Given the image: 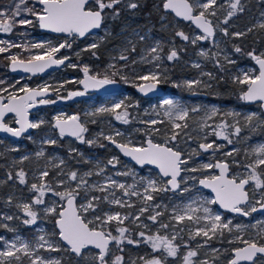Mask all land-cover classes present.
Segmentation results:
<instances>
[{
    "label": "rangeland",
    "instance_id": "1",
    "mask_svg": "<svg viewBox=\"0 0 264 264\" xmlns=\"http://www.w3.org/2000/svg\"><path fill=\"white\" fill-rule=\"evenodd\" d=\"M145 2L151 3L149 10L144 12L145 20L148 25H144L143 22L131 21L130 24L122 25L119 30L115 33L109 31V27H103L97 34L92 35L88 38L84 49H89V52L81 55L80 47L77 51H74L75 59H72L68 64V69H72V74L66 77V81L70 82L79 81L81 75H84L83 68L88 67L89 75L103 77L108 75L111 77V73L116 70H121V75L127 77V81L120 78V76L111 77L116 80V85L120 86V91L107 94L102 96H96L88 94L85 100L81 101V104H76L72 108L64 107L63 105L53 106L52 112L50 113L51 120H54L57 116H70L78 115L86 125L88 131L84 134L86 140H96L97 143L89 146L87 143H80L78 140L73 143L70 141H62L60 143L59 137L51 132V127L48 128L39 138L35 136V133L25 137L24 142H9L0 139V216L11 215L14 218L11 221L6 219L0 220V224H8L14 228L15 231H8L5 228L0 227V238L9 242L16 239L17 236L21 240L29 243L35 247L38 243V237L45 235L50 242H54L63 249L65 246L59 240L58 235L53 236L52 233L57 232L52 227L54 217L45 216L43 212L39 213L37 223L31 226H26L22 223L25 218L21 209L17 207L18 204L31 203L32 198L36 195L30 190L31 182L23 184V190L19 186V182L16 178V172L25 168L30 175L29 178L35 179L34 183H40L39 174L43 170L49 172L51 178L48 181L53 189L57 191L64 190L63 188L57 187V181H67V175L69 171H77L78 177L83 173L91 170L93 173L97 171L96 164L106 168V172L103 175L97 176L93 174L88 177L89 184L104 183L105 177L112 176L114 180H117L126 185H131L134 181L132 176H116L114 173L117 170L125 171L131 169L136 174V179L140 177L159 179L158 173L150 168H137L134 167L130 162L121 158L111 147L106 143L107 140L102 138L103 135H112L119 142H131L133 145H141L143 139L148 138L151 133V138L154 142L163 143L165 139V133L172 132V125L167 116H165L166 105L164 101L171 99L174 102H178L189 109V117L187 121H177L178 123H187V128L177 129L180 133L177 136L175 146L182 151L185 156L192 153V149H196V154L191 156L189 166L200 167L204 163H213L215 160L226 161L230 166V176H243L246 174V169L242 166L249 162L251 157V149L259 144L264 143V126L261 125L260 120H264V114L259 109L255 108H244L237 105H226L215 97L209 96L210 89L216 84V80L220 79L222 75H225L227 79L234 82V77L242 75L244 71H251L256 74V69L252 65V59L248 55L249 52L255 51L257 55L264 53V28H260L259 24L264 22V0H241L243 5L246 2H251L257 7V12L254 16L242 14L238 12L236 15L228 19L227 13L231 10L229 7L230 0H217L216 16H210L209 19L214 25V37L206 40H197L195 44L192 40L197 36H202L194 28H192L187 22L179 23L171 15L166 17V14L161 4L163 0H144ZM18 0H0V3L13 6ZM23 6V5H22ZM93 7L96 5L93 3ZM14 10V8H13ZM118 11V10H116ZM150 16L155 18L156 29L161 30L159 32H152L153 27ZM228 19V23L225 24L223 21ZM252 31H249V29ZM224 29L227 32H231V37H236V33L249 32L251 35H255L258 40V48L250 49L242 53L244 56L250 59V62L240 61L236 65L234 64L235 57L233 52L237 47L236 42L232 43L230 36L224 35ZM177 32H183L189 37L187 41L177 36ZM165 34V35H164ZM118 35V37H117ZM240 36V35H239ZM112 37L115 42L112 45H105L107 38ZM143 37V39H141ZM4 40V39H3ZM5 41V40H4ZM97 43L100 48V55H93L96 49H90L89 46L92 43ZM41 43L45 45V48H34L32 45ZM74 43V42H73ZM22 54L14 52V48H11L10 55H22L24 57L30 55H36L43 53L48 46H57L58 44L52 45L47 38H39L35 41L30 39H24L21 41ZM156 47L157 51L152 52L151 49ZM135 49L133 51L132 49ZM175 49L178 53V59L169 61L167 56L170 51ZM91 50V52H90ZM36 51V52H35ZM88 51V50H87ZM206 52L207 57L202 56L201 52ZM83 54V53H82ZM126 55L127 60H120V55ZM159 56V60H155L154 57ZM8 57V56H7ZM231 61V63L229 62ZM175 65L178 72V78H175L172 87V93L159 99L151 100H138L136 96L132 95L130 89L132 86L144 82L138 79L139 76L147 75L150 72H158L160 74V85L164 88L170 87L171 82L165 81L167 79L168 67L167 64ZM115 65V68H111L110 65ZM74 65V67L70 66ZM178 65V68H177ZM195 65H199L196 67ZM77 74H80L79 77ZM211 74V76L207 75ZM58 80V79H56ZM199 80L202 83L189 89L185 82ZM235 83V82H234ZM63 80H58V86H62ZM238 84V83H236ZM25 86V85H24ZM177 86V87H176ZM1 89V88H0ZM184 90L183 95L175 92V90ZM174 90V91H173ZM115 103H122L126 106L128 113L129 123L124 124L121 121L115 119L113 114H98L96 116L90 115L99 107H111ZM196 107L199 109L197 112H192L191 109ZM215 107L218 112L217 115L212 119H207V116L211 113V109ZM125 108L117 109V112L123 113ZM228 113H234L236 115H228ZM47 111L39 110L34 113L32 122L48 123L46 117ZM249 114H256L260 120H254L252 125H249L244 119ZM95 121L93 123L92 121ZM151 120H160L163 123H158L154 126L147 123ZM237 121L242 129L239 136L230 135L232 144H228L226 140L218 139L214 134L215 125L221 122L228 124H236ZM42 123V124H43ZM201 125H205L203 128ZM253 125L255 127H253ZM160 129L159 132H152V129ZM37 128L33 129L34 131ZM120 132V136H116V132ZM230 134L233 130L231 128L226 129ZM55 139L57 140L56 148H45V145L41 143L42 140ZM200 143H214V148L208 152L200 150L198 145ZM30 144V146H28ZM103 145V146H100ZM216 145H222L217 151ZM171 146V145H170ZM43 147L45 151L44 157H37L36 152ZM61 149H65L61 152ZM12 149H16L13 151ZM237 149L233 156H227L225 153ZM72 150H75L74 152ZM27 156V160H23V157ZM113 157L118 158L120 161L116 168H112L108 164V161ZM60 160L64 161L63 165L56 167ZM235 161H239L241 166H237ZM65 173V175H58V173ZM9 173L12 175V179H9ZM207 174H215L214 169L209 172H196V173H182L186 177H203ZM26 178V177H25ZM68 184H65V188ZM188 186L191 191L181 195L178 192H166L158 193L155 195V200L151 203L153 205L160 204V208H149V210L140 216V220H134V216L139 214V208L145 206L142 200L138 197H123L122 192L117 189H110L109 191L115 192V198H120L129 201L133 204V207H119L115 204L107 203L101 200L98 203L97 214L103 215L104 213H116L119 212L122 215H128L129 219L125 220L124 226L129 229L126 236L133 241L139 243L128 244L125 241L119 248L115 245H110V258L114 259L115 256H123V264H143L141 257L151 259L153 257H160L164 261V264H182V256L187 253L188 249L183 247L184 243L189 244L192 249L197 250L198 260H207L208 264L213 261L220 259L221 253L224 249L229 248L233 250L243 244L236 241L237 235L243 236L244 239H255L258 243L264 244V239L257 235L258 229L249 227L243 233L236 231L235 226L238 224H257L258 222H264V214H251L248 217H241L237 215H230L220 212L215 205H208L212 211L216 214L221 215L222 220L227 222L232 221V231H224L223 235H217L211 240H207L204 237H196L194 240L189 239V229L195 230L198 226H203L204 221L202 220L200 225L191 224L189 221H184L182 224L177 225L174 220L171 219L172 209L176 205L183 206L189 202V198L193 193L201 194L208 199L212 197L197 187V182L189 180ZM140 187V186H138ZM185 187L181 184V188ZM142 190V187L141 189ZM247 190L249 191L250 200L259 199L260 192L253 191L252 186L248 185ZM106 193H100L91 191L88 196H103ZM85 196V193L81 191L77 197V203L79 204ZM113 197H109L112 199ZM11 199V204L8 200ZM45 204L51 206L54 202L62 204L59 201V197L48 195L44 197ZM45 205L34 206L35 208L42 209ZM163 212V215L158 217V220L163 223H169L168 229H160L158 224L153 222L147 217L154 212ZM202 215V213H201ZM88 218L91 219L93 213L87 214ZM16 217H19L17 219ZM147 225V227H143ZM116 223L110 224L109 230L112 231L113 235H117L115 232ZM180 228H184L183 232H179ZM140 232H145L146 235H154L159 232L161 235H168L171 237L173 234H178L175 243L181 245L180 252L177 258L167 257L164 258V254L161 252H154L150 244L143 242L139 236ZM205 241H207L205 243ZM229 241H232L231 243ZM198 244L204 245L203 247H197ZM3 248V241L0 240V249ZM121 248L123 251H121ZM88 254L82 257H76L70 252L57 251L51 252L45 249H39L36 254L45 258H56L61 261V264H96L94 256L97 253L95 250H85ZM230 256L228 257L229 260ZM107 259V258H106ZM262 259L259 258L257 264H262ZM261 262V263H260ZM22 264H30L27 257L22 258Z\"/></svg>",
    "mask_w": 264,
    "mask_h": 264
},
{
    "label": "snow or ice",
    "instance_id": "2",
    "mask_svg": "<svg viewBox=\"0 0 264 264\" xmlns=\"http://www.w3.org/2000/svg\"><path fill=\"white\" fill-rule=\"evenodd\" d=\"M121 0H35V3L41 6L39 10L34 7H27V0H18L12 8L14 10L0 11V32L10 33L17 25L28 26L32 25L34 21L32 19H20L22 13L35 17V22L39 24L41 29L53 33L65 34L69 37H84L86 34L91 33L93 29H99L104 20V10L114 9L115 5L120 3ZM93 3L96 7H93ZM22 5L24 6L22 8ZM128 7L135 9L138 7L137 3H129ZM217 0H163V9L166 12H172L176 17H179L185 21H191L202 32V36H197L192 40L195 44L197 40H206L214 37V26L209 19L210 16H216ZM230 11L227 13L228 19L236 15L238 12H243L244 7L241 4V0H230ZM115 12L114 15H118ZM228 19H225L223 23L227 24ZM260 28H264V22L259 24ZM224 35H228L226 29L223 30ZM249 31H252L250 28ZM177 36L187 41L189 37L183 32H177ZM235 35H243L242 33H236ZM143 39V37H141ZM22 47L20 44L11 43L8 41L0 40V53L10 51L11 48ZM34 48H45L44 44L37 43L32 45ZM70 48L71 43L65 41L57 46H48L46 50L41 54L30 55L27 59H21L17 55H11L8 59L11 61V70H22L24 72L32 73L35 75L38 72H43L46 68L52 65H61L65 63L67 57L57 58L58 53L63 48ZM99 47L97 43H92L89 48L96 49ZM89 50V49H85ZM135 51V49H132ZM152 52H156L157 48L151 49ZM236 52H241L239 47L235 48ZM95 55V52H93ZM202 56L207 57L206 52H201ZM248 55L259 66L258 73L253 74L251 71H244L242 75L234 77V82L239 85L246 86L241 89L240 99L246 102L255 103L260 102V106L264 108V53L257 55L255 51L249 52ZM120 60H127L126 55L121 54ZM155 60H159L160 57H154ZM169 61L178 59V53L175 49L170 51L167 56ZM231 63V61H229ZM74 67V65H70ZM199 67V65H195ZM111 68H115V65H110ZM84 79L79 83L83 85L84 91H74L68 93V99L75 96H82L89 89H99L105 85H112L116 83V80L111 78L120 76L121 79L127 81V77L121 75V70H116L111 73V77L104 75L103 77H97L89 75L88 67L83 68ZM211 76V74H207ZM138 79L142 81H151V83L138 85V90L144 93L155 90L158 83H160V74L158 72H150L147 75L139 76ZM202 82L199 80L186 81L185 84L189 89H192L196 85H200ZM2 91H8L3 89ZM24 95L20 96L17 93H9L7 97L0 94V132L7 133L12 137H21L28 129L39 128L43 121L32 122L28 119L29 109L35 107L37 102L40 104L55 103L54 100L43 99L49 94L48 86H44L37 89H31L24 86L19 89ZM40 97L39 101L37 98ZM6 101V102H5ZM166 105L165 116L168 117L171 125L172 132L165 133V139L163 143L154 142L151 138V133L146 139L144 144L133 145L131 142H119L112 135H103L102 138L107 140L110 144L115 145L120 152L129 157L137 165L144 167L145 165H152L158 169L159 179L140 177L136 179V174L131 170L125 171L117 170L114 175L116 176H132L133 183L126 185L117 180H114L112 176L105 177L104 183L89 184L88 177L93 174L100 176L106 172V168L100 164H96L95 173L89 170L83 175L78 177L77 171H69L66 173L67 181H57V187L64 190L57 191L53 189L46 178L49 176L47 170H43L39 174L40 183H32L30 190L36 195L32 198L31 203L18 204L17 207L23 212L25 217L22 223L26 226H31L37 223L39 213L43 212L45 216L54 217L55 226L58 232L52 233L53 236L59 237V240L66 246L63 249L54 242H50L45 235L38 237V243L35 247L29 243L20 239L19 236L15 240L9 242L3 241V248L0 249V264H22V258L27 257L30 264H61V261L56 258H45L36 254L39 249H45L51 252L66 251L74 254L76 257L86 256L88 253L85 250L94 248L98 252L94 256L96 264H123V256H115L114 259L110 258V245L120 247L127 241L128 244L139 243L129 239L126 234L129 229L124 226L125 220L129 219L128 215H122L119 212L116 213H104L103 215L97 214L96 210L98 203L103 200L110 204L118 205L119 207H133L129 201L115 198V192L109 191L110 189H117L122 192L123 197H138L142 200L145 206L139 208V214L134 216V220H140V216L147 212L149 208H160V204L153 205L151 202L155 200V195L158 193L166 192H178L183 195L191 191L188 186L189 180L196 181L204 189H210L214 193V198L208 199L201 194L193 193L189 202L183 206L176 205L172 209L171 219L175 221L177 225L182 224L184 221H189L191 224L200 225L201 221H204L203 226H198L194 231L189 229V239L194 240L196 237H204L207 240L213 239L215 236H222L224 231H232V221L228 220L224 222L221 215L212 211L208 205H219L220 208L239 214L243 217H248L252 213L264 212V143L257 145L251 149V157L249 162L242 166L247 170L243 176L229 175L230 166L226 161H216L215 163H204L200 167L189 166L191 156L196 154L197 150L192 149V153L185 156L181 150L175 146L177 136L180 135L177 129L187 128L188 124L178 123L177 121H187L189 117V109L178 102H174L171 99L165 100ZM125 108L123 113L117 112V109ZM192 112L199 111L198 108L193 107ZM218 110L213 107L211 113L207 116V119H212L217 115ZM8 113L15 115V123L19 127H11L5 122V117ZM98 114H113L115 119L121 121L124 124L129 123L128 113L126 106L122 103H115L111 107H99L94 112L90 113L92 116ZM228 115H236L234 113H228ZM249 125L253 124L254 120H260L256 114H249L244 117ZM95 123V121H92ZM150 125L154 126L158 123H163L160 120L148 121ZM262 126H264V120H260ZM237 121L236 124H228L221 122L215 125L214 134L218 139H223L232 144L230 135L239 136L242 129ZM205 125H201L203 128ZM53 127L58 130L60 138L65 136L74 137L80 143H87L92 146L97 143L96 140H86L85 133L88 131L84 123L81 122L78 115L72 116H57L55 117V123ZM253 127H255L253 125ZM231 128L233 131L229 134L226 129ZM160 129L153 128L152 132H159ZM116 136H120V132L115 133ZM43 145L54 146L57 144L55 139L42 140ZM171 145V146H170ZM103 146V145H100ZM200 150L208 152L214 148V143H200L198 145ZM222 145H216L215 149L218 151ZM15 151L16 149H12ZM73 152L75 150H72ZM237 149L225 153L227 156H233ZM37 157H44L45 151L41 147L36 152ZM28 157L24 156L23 160H27ZM120 161L118 158L113 157L108 161V164L112 168H116ZM237 166H241L239 161H235ZM64 161L60 160L56 167L63 165ZM211 169L218 170V174H207L202 178L195 176L186 177L182 173H196V172H209ZM58 175H65L61 172ZM26 173L23 170L16 172V178L20 184L26 183ZM12 179L11 173L8 176ZM68 186L65 188V184ZM181 184L185 187L181 188ZM251 185L253 191L260 192L259 199L250 200L249 191L246 186ZM140 186V187H138ZM142 187V190H140ZM81 191L85 193L83 200L78 204L77 197ZM91 191L100 193H106L103 196H88ZM51 192L53 196L59 197V201L62 204L53 203L51 206L45 204V195ZM113 197L109 199V197ZM11 199L8 203L11 204ZM45 205L42 209L35 208L34 206ZM259 205V207H257ZM91 212L93 216L88 218L87 214ZM202 213V215H201ZM163 212L156 211L151 214L147 219L151 220L153 224H158L160 229H168L169 223H163L158 220V217L162 216ZM14 217L11 215L0 216V220L6 219L11 221ZM19 219V217H16ZM112 222L116 223L115 232L117 235H113L109 230V225ZM0 227L7 229L8 231H15L14 228L8 224H0ZM147 227V225H143ZM252 227L258 229L257 235L264 239V222H258L257 224H238L235 226L236 231L243 233L247 228ZM185 229L180 228L178 231L183 232ZM139 236L143 242L150 244L154 252H161L164 254V258L172 257L177 258L181 245L175 243L178 234H173L171 237L168 235H161L157 232L154 235H146L145 232H140ZM236 241L243 244V247H237L233 250L232 258H230L227 264H252L257 254L264 255V244H260L255 239H244L243 236L237 235ZM207 241H205L206 243ZM230 243L232 241H229ZM204 245L198 244L197 247H203ZM183 247L188 251L182 256V264H208L207 260H198V252L192 249L189 244L184 243ZM121 251L123 249L121 248ZM107 258V259H106ZM143 264H164V261L160 257H153L146 259L141 257ZM134 264V262H133Z\"/></svg>",
    "mask_w": 264,
    "mask_h": 264
},
{
    "label": "flooded vegetation",
    "instance_id": "3",
    "mask_svg": "<svg viewBox=\"0 0 264 264\" xmlns=\"http://www.w3.org/2000/svg\"><path fill=\"white\" fill-rule=\"evenodd\" d=\"M26 6L27 7H34L37 10H39V8L41 7L35 3V0H27ZM23 7L24 6H22V8ZM8 9L13 10L12 6H10V5L8 6L6 4L0 3V11L8 10ZM103 15H104V19H105L106 9L104 10ZM19 18L20 19H25V18L26 19H32L34 21V23L32 25H28V26L17 25L16 27L13 28V30L10 33L0 32V40L4 39L5 41L21 45V41H23L24 39H30V41H35V40H38L39 38H47L48 41H50L52 45H55V44L59 45L60 43H63L65 41H69L71 43V47L70 48H68V47L63 48L58 53H56L57 58L67 57L64 64H61L59 67L54 68L53 70L46 71L43 74H36V75H21V74H18L16 72L11 71L9 68L11 61L8 59V57L11 55L7 52L0 53V88H1L0 94H2L4 97H7L9 95V93H17L18 95H21V94H23V92H20L19 89L24 87V85L31 88V89H37V88H41L44 86H48L49 94L45 97H42V98L55 101V103H49V104H40L37 102L36 107L34 109H30L28 112L29 120L33 121L34 113L36 111H39V110L47 111L46 117L48 119V123L41 124V126L39 128H37L35 131L33 129H31L29 134L22 135L18 140H13V139L5 138V137H0V139H2L4 141H9V142L10 141L11 142H21V141L24 142L25 137L32 134L33 132L35 133V136L37 138H39L42 134H44V132L46 130H48V128L51 127V132L55 133L59 137L60 143H62V141H64V140L70 141L73 143L74 141H76L75 138H70V137L60 138L59 134L56 131V128L53 127L55 119L51 120L50 113L52 112L53 106H56V105H63L64 107L72 108L74 110L75 108H73V106L76 105L77 103L81 104V101L85 100L88 94H93L96 96H102V95H97L95 93H85V97H83V98L76 99L74 101H66L69 92L84 91L81 84L79 83V81L82 79V77L84 75H81L79 78V81H75V82H73V81L70 82L69 80L66 81V77L68 75L70 76L72 74V71H74L70 68L68 69V67H67L68 64L70 63V61H72V59H75V57H76V56H74V51H77L80 47H82V49H84L83 46H85L88 38L91 37L92 35L97 34L103 27L107 26L105 24V20H103V23H102V25H101V27L97 33L86 36L83 39H79L78 37H69L65 34H53V33L43 32L40 30L39 24L35 22V17H33V16L22 13L21 17H19ZM176 21L183 23L182 21H179V20H176ZM130 23H131V21H128V22L123 23L122 25H124V24L127 25ZM21 49H22V47L14 48V52H19L20 54H22L23 51H21ZM86 52H89V50L88 51L85 49L80 50V53L83 56ZM90 52H91V50H90ZM18 57L21 59H27L29 56L24 57L22 55H19ZM168 64H170V63H168ZM79 75L80 74H77L78 77H79ZM56 79H58L59 81L63 80L62 86L57 85L58 80H56ZM158 85L161 86L168 94L172 93V92H169L167 90V88H164L162 85H160V84H158ZM132 88H133V86H132ZM132 88L130 89V91H131L132 95L137 97L138 100L145 101V100H151V99H158L155 97L154 98L140 97L133 92ZM3 89H7L8 91H2ZM39 99H41V98H37V101H39ZM241 102H242V100H241ZM249 105H252V104H249ZM257 109H259L258 105H257ZM70 116H72V115H70ZM80 120L83 123L82 119H80ZM5 122H7L11 127L16 128L15 115H13V114L7 115L5 117ZM145 139H147V138H145ZM145 139H143L142 144L144 143ZM106 143L111 147V149H113V146L108 141H106ZM28 146H30V144H28ZM45 148H56V145H54V146L45 145ZM60 150H61V148H60ZM64 151H65V149L63 148V151L61 150V152H64ZM215 161H220V160H215ZM134 167H136V166H134ZM137 168H146V167H137ZM21 170H23L26 173L25 179H26L27 185L30 182L31 183L35 182V179L33 180L32 178L28 177L30 174L27 171H25V168L22 167ZM214 171H215V169H214ZM50 178H51V175L48 177V181ZM18 184H19L20 188L23 190V187H24L23 184H20V183H18ZM48 195L51 196V192H48ZM52 227L55 228V222L54 221L52 223ZM55 230H56V228H55ZM259 258L264 260L261 257H257L256 259L258 260Z\"/></svg>",
    "mask_w": 264,
    "mask_h": 264
},
{
    "label": "trees",
    "instance_id": "4",
    "mask_svg": "<svg viewBox=\"0 0 264 264\" xmlns=\"http://www.w3.org/2000/svg\"><path fill=\"white\" fill-rule=\"evenodd\" d=\"M154 2V0H152ZM129 3H137L138 7L135 9H131L128 7ZM144 0H121L120 3L116 4L114 9H106V15H105V24L107 27H109V31L113 34L117 32L120 28V26L128 21H138V22H143L144 25H148V22H144L145 17H144V12L149 10V6L151 3L146 4ZM244 7V11L242 14H247L254 16L257 12V7L254 6L253 3L246 2L242 5ZM118 10V11H116ZM115 12H118V15H114ZM166 17H170L169 14H166ZM150 20L152 21L153 27L151 28V31L154 32H159L161 35V30L156 29V22L155 18L150 16ZM180 23V22H179ZM231 32H228V36H230ZM165 35V34H164ZM118 37V35H117ZM227 37V35H226ZM231 42L237 44V47L241 49V52H233V56L235 57V62L234 64H230L231 66L236 65V63L240 61L246 60V62H250V59L242 53L245 51H248L250 49H257L258 48V40L256 39L255 35H251L249 32H245L243 35L236 36V37H231ZM107 42H105V45H112L115 40L112 37H108ZM87 53V52H86ZM95 55H100L102 56L100 52V48L96 49ZM168 66L170 64H167ZM171 67H168V71L166 72L168 74L167 79L165 81H170L172 84L170 87H167V90L169 92H172V87L175 86L173 85L174 82L176 81L175 78H178V72L176 70L175 65H170ZM178 68V65H177ZM216 84L213 85V87L210 89L208 93L209 96L212 98L215 97L217 100L220 102L226 104V105H237L239 107H244V108H255L257 109V104H252V105H244L241 102L240 99V94H241V89L244 88L245 86L236 84L229 79L225 75H222L220 79H217ZM177 87V86H176ZM174 91V90H173ZM175 92H178L183 95V92L185 93L184 90H175ZM219 124V123H218ZM63 151V149H61ZM230 249L226 248L224 249V252L221 253L222 255L220 256V259L218 261H213L211 264H227L228 257L230 256ZM259 260V259H258ZM258 260L256 259L255 261L252 262V264H257ZM262 264H264V260H261ZM260 262V263H261Z\"/></svg>",
    "mask_w": 264,
    "mask_h": 264
},
{
    "label": "water",
    "instance_id": "5",
    "mask_svg": "<svg viewBox=\"0 0 264 264\" xmlns=\"http://www.w3.org/2000/svg\"><path fill=\"white\" fill-rule=\"evenodd\" d=\"M161 8H162V10L165 12V13H168V14H170V15H172L176 20H179V21H182V22H188L197 32H199L200 34H203V32L199 29V28H197L196 27V25L194 24V23H192L191 21H185V20H183V19H181V18H179V17H176L175 16V14L174 13H172V12H166L164 9H163V1H162V4H161ZM40 28V27H39ZM100 29V28H99ZM99 29H93L92 30V32L91 33H88V34H86L84 37H82V38H80V37H78L79 39H83V38H85L86 36H89V35H91V34H95V33H97L98 31H99ZM40 30L41 31H43V32H47V33H53V32H50V31H47V30H45V29H41L40 28ZM53 34H61V33H53ZM252 65L254 66V68L256 69V74L258 73V68H259V66L255 63V61L253 60L252 61ZM60 65H52V66H50V67H48V68H46L43 72H38V73H36V74H43V73H45L46 71H49V70H53L54 68H57V67H59ZM9 68H10V70H11V63H10V65H9ZM12 71V70H11ZM13 72H16V73H18V74H21V75H33L32 73H28V72H24V71H22V70H17V71H13ZM35 74V75H36ZM84 79V76L82 77V79L81 80H83ZM147 83H151V81H144V82H141V83H138V84H136V85H134L133 86V88H132V90H133V92L135 93V94H137L138 96H140V97H144V98H146V97H150V98H162V97H165V96H167L168 95V93L161 87V86H159L158 84H157V86H156V88H155V90H153V91H149V92H147V93H144V92H141V91H139L138 90V85H143V84H147ZM81 86H82V88H83V90H84V87H83V85L81 84ZM120 87L118 86V85H116V84H112V85H105L104 87H102V88H99V89H89L86 93H95V94H97V95H107V94H113V93H116V92H119L120 91ZM24 95V93L23 94H21L20 96H23ZM83 97H85V95H82V96H75V97H72L71 99H66V101H74V100H76V99H80V98H83ZM38 98H40V97H38ZM242 102L245 104V105H249V104H257L258 105V108H259V110H260V112L261 113H263L264 114V108H262L261 106H260V102H255V103H250V102H246V101H243L242 100ZM36 107V106H35ZM35 107H32L31 109H34ZM30 110V109H29ZM10 114H13V113H8L7 115H10ZM14 115V114H13ZM28 119H29V114H28ZM54 123H55V121H54ZM16 124V123H15ZM16 127H19V125H17L16 124ZM30 131H31V129H28L25 133H23V135H27V134H29L30 133ZM56 131H57V133H58V130L56 129ZM59 134V133H58ZM0 137H5V138H9V139H13V140H18L19 138H17V137H12V136H10L9 134H7V133H3V132H0ZM65 137H70V136H65ZM70 138H74V137H70ZM145 141H146V139H145ZM145 141H144V143H145ZM143 143V144H144ZM112 146H113V149L119 154V156L121 157V158H123L124 160H126V161H128V162H130L131 164H133L134 166H136V167H141V166H139V165H137L134 161H132L129 157H126V156H124L121 152H120V150L119 149H117L116 147H115V145H113V144H111ZM216 162V161H215ZM214 162V163H215ZM144 167H147V168H150V169H152V170H154V171H156L157 173H158V169H156L155 168V166H152V165H145ZM215 174H218V170H216L215 169ZM229 174H230V172H229ZM200 178H202V177H200ZM197 187L198 188H200V189H202L203 191H205L206 193H208L212 198H214V193H212L211 192V190L210 189H204V188H201V186L198 184V182H197ZM248 186H246V188H247ZM215 207L220 211V212H222V213H225V214H230V215H237V216H240L239 214H236V213H231V212H228V211H226V210H224V209H222V208H220L219 207V205H215ZM257 207H259V205H257ZM252 214H264V212H256V213H252ZM241 217H243V216H241ZM55 228H56V226H55ZM56 230H57V232H58V229L56 228ZM59 238V237H58ZM62 242V241H61ZM63 243V242H62ZM64 245V244H63ZM65 246V245H64ZM244 245H242V246H240V247H243ZM66 247V246H65ZM91 250H95V251H97L98 252V250L97 249H94V248H90ZM234 250V249H233ZM233 250H231L230 251V258H232V254H233ZM72 254V253H71ZM74 255V254H73ZM257 257H261V258H263L264 259V255H262V254H257V256L254 258V260L257 258ZM229 258V259H230Z\"/></svg>",
    "mask_w": 264,
    "mask_h": 264
}]
</instances>
